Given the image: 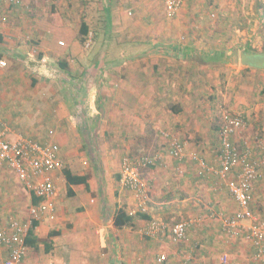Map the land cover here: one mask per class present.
<instances>
[{
	"label": "crops",
	"instance_id": "1",
	"mask_svg": "<svg viewBox=\"0 0 264 264\" xmlns=\"http://www.w3.org/2000/svg\"><path fill=\"white\" fill-rule=\"evenodd\" d=\"M191 4L195 8L188 16ZM210 4L215 0H183L173 17L167 16L163 0L0 4V55L6 62L0 68V119L12 134L25 132L42 145H56L63 169L86 178L84 184L70 185L63 169L49 175L57 189L54 219L38 222L34 237L49 239L50 248L46 253L43 242L38 243L43 258L34 254L38 248H27L23 264L46 258L47 264H181L186 258V264H255L245 231L234 238L224 228V219L237 210L225 182L202 177L192 157L219 165L217 146L203 128L210 116L205 107L217 100L214 82L205 86L216 51L203 39L214 32L195 30L190 20L202 19ZM83 22L92 36L87 50L76 40ZM210 131L215 133L214 125ZM162 132L183 137L181 161L171 156ZM195 145L208 149L197 153ZM256 146L248 145L262 162L250 209L262 221L264 158L258 142ZM152 155L160 159L142 169L146 196L140 203L120 185L121 161ZM237 173L228 179H237ZM13 178L0 169V228L8 216L24 218L34 205L15 174ZM119 208L132 217L131 225L113 226ZM139 213L146 217L138 218ZM180 221L191 226L176 245L171 229ZM152 222L166 229L147 237L144 231ZM161 256L164 261L158 263ZM6 258L0 245V264Z\"/></svg>",
	"mask_w": 264,
	"mask_h": 264
},
{
	"label": "built area",
	"instance_id": "2",
	"mask_svg": "<svg viewBox=\"0 0 264 264\" xmlns=\"http://www.w3.org/2000/svg\"><path fill=\"white\" fill-rule=\"evenodd\" d=\"M168 17H173L182 4V0H163ZM6 7H19L22 0H0ZM61 45V43H60ZM6 62L0 61V68ZM222 128L219 133L220 151L218 167L208 166L198 156L192 155L197 165L200 166L202 177H217L225 182L228 194L237 205V210L232 216L224 219V228L230 237H242L251 242L253 247L252 260L255 264H264V220L260 221L252 213V185L258 177V169L262 162L256 160L255 152L250 147L239 148L232 138L244 128V121L235 115H223ZM0 168L12 171L23 188L38 202L29 208V218L20 221L10 216L5 227L0 228V245L7 251V258L2 264H23L26 255L24 239L33 220L41 222L44 218L52 221L53 203L57 189L50 174L61 171L64 167L56 145H42L21 134H12L6 123L0 119ZM13 137V138H11ZM172 157L181 161L185 154V144L173 138L169 144ZM258 150L264 158V145L258 141ZM160 159L154 155L152 158L123 159L121 161L120 185L131 190L140 203L145 200V192L141 185V169L156 163ZM238 169L237 179H228V175ZM143 205V204H142ZM191 223L181 221L171 229V241L179 245L186 239V234ZM166 229L161 222H152L144 231L147 237L161 234ZM186 258L181 264H186ZM164 257H158L157 262L163 263ZM221 261H227V254Z\"/></svg>",
	"mask_w": 264,
	"mask_h": 264
},
{
	"label": "rangeland",
	"instance_id": "3",
	"mask_svg": "<svg viewBox=\"0 0 264 264\" xmlns=\"http://www.w3.org/2000/svg\"><path fill=\"white\" fill-rule=\"evenodd\" d=\"M193 8L195 6L192 4L188 9L186 8L188 16L193 13ZM203 10L204 16L197 23L191 18L190 20L195 30L204 29L214 32L206 35V38L203 39L209 50L216 51V60L212 62L214 67L210 69L211 72L206 71V76H211V78L205 86L212 87L213 81L215 93H212V96L217 97L216 101L208 103L210 107H205L210 111V116L203 124V128L206 130L205 135L207 138L211 137L210 139L217 146V151H220L219 133L223 123L222 117L226 114L235 115L240 117L245 124L242 131L234 136L237 142L233 141L234 144L239 143L240 145L237 146L243 148L253 143L256 146V143L261 141L264 145V69H256L240 63V53H264V0H215V4L206 5ZM180 41L184 42L185 39L181 38ZM91 42L92 36L89 34L84 47H81L87 50ZM212 125L215 127V133L211 134L213 132L210 131L208 134L207 129L210 130ZM17 134L30 137V134L25 132ZM161 134L162 137H166L169 143L173 138L178 140L183 138L176 134H170L172 137L163 132ZM197 137L199 136L185 139L195 140ZM245 141L247 144H243ZM195 149L197 153H200L207 150L208 146L195 145ZM153 156L141 157V159ZM0 169H4L7 176L14 177L12 171L4 167ZM68 201L72 202L73 200L69 199ZM23 215L24 218H18L13 214L10 216L16 217L20 221L29 218L27 211H24ZM34 254L43 258L42 246L38 247ZM41 260L40 264H47V258L46 261Z\"/></svg>",
	"mask_w": 264,
	"mask_h": 264
},
{
	"label": "trees",
	"instance_id": "4",
	"mask_svg": "<svg viewBox=\"0 0 264 264\" xmlns=\"http://www.w3.org/2000/svg\"><path fill=\"white\" fill-rule=\"evenodd\" d=\"M88 35H89V33H88V27L85 24V22H83L80 25V29H79L78 35L76 37V40L80 44V46L84 47V45L86 43V40L88 38ZM1 58L2 57L0 55V60H1ZM63 174H64V177L66 179V182L68 184H70V185H80V184H84L85 183V180H86L85 177L72 175L71 172H69L67 169H63ZM68 195H70V194L68 193ZM32 202L34 203V205H36L37 202H38V200L35 197H33ZM8 217H10V216H8ZM8 217H7V219H8ZM137 217L138 218H141V219H144L146 216L144 214L139 213L137 215ZM14 218H16V217H14ZM7 219L5 221V226L7 224L6 223L7 222ZM24 221H26V220H24ZM131 224H132V217L129 216L125 212V210L123 208H119L118 210H116V212H115V214L113 216V226L115 228H122L124 226H129ZM37 225H38V222L37 221L33 220L31 222V225L28 228L26 237L24 239V244H25L26 248H31L32 247L34 249H37L38 248L37 247L38 243H42L43 242V244H44V252L47 253L49 251V248H50L49 247V244H48L49 239L46 240V241L39 242V240L34 237V230H35V228H36ZM54 236H55V233H53V232L49 234V237L50 238L51 237H54Z\"/></svg>",
	"mask_w": 264,
	"mask_h": 264
},
{
	"label": "water",
	"instance_id": "5",
	"mask_svg": "<svg viewBox=\"0 0 264 264\" xmlns=\"http://www.w3.org/2000/svg\"><path fill=\"white\" fill-rule=\"evenodd\" d=\"M240 63L257 69H264V53H241Z\"/></svg>",
	"mask_w": 264,
	"mask_h": 264
},
{
	"label": "flooded vegetation",
	"instance_id": "6",
	"mask_svg": "<svg viewBox=\"0 0 264 264\" xmlns=\"http://www.w3.org/2000/svg\"><path fill=\"white\" fill-rule=\"evenodd\" d=\"M257 54H259V53H257Z\"/></svg>",
	"mask_w": 264,
	"mask_h": 264
}]
</instances>
